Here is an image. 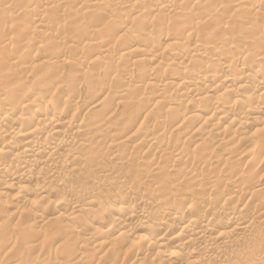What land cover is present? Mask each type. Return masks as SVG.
<instances>
[{
  "label": "bare ground",
  "instance_id": "obj_1",
  "mask_svg": "<svg viewBox=\"0 0 264 264\" xmlns=\"http://www.w3.org/2000/svg\"><path fill=\"white\" fill-rule=\"evenodd\" d=\"M0 264H264V0H0Z\"/></svg>",
  "mask_w": 264,
  "mask_h": 264
}]
</instances>
